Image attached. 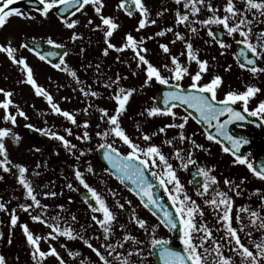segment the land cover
I'll use <instances>...</instances> for the list:
<instances>
[{"label":"snow or ice","instance_id":"snow-or-ice-1","mask_svg":"<svg viewBox=\"0 0 264 264\" xmlns=\"http://www.w3.org/2000/svg\"><path fill=\"white\" fill-rule=\"evenodd\" d=\"M174 2L177 5H182L184 10L177 9L175 13L176 26L183 25L189 32L196 35L199 34L200 28H204L207 30L208 37L211 38V41H205V43L215 42L221 49H227L231 47V44L218 38L217 33L213 30V26L221 27L228 37H232L235 43L242 45L239 55L243 57L244 62L238 60V66L242 70L250 72L254 77L264 73V65L260 64V61L264 60V30L254 32L256 24H264V0H240L243 5L242 8L236 6L235 0H226L221 7H214L211 0H174ZM15 3L16 0H0V28H3L13 16L26 20H35L36 16L32 15V12H35L42 19H47L50 14H54L64 28L71 30L70 39L73 42L82 38L75 31L80 24L79 18H76L77 13L86 16L88 7H91L100 23L95 24L92 18L89 17L85 27H91V30L103 33L104 44L106 45L103 49V55L107 56L109 50H115L118 53H123L126 50L131 51L136 68L140 69L144 66L145 79L141 87L148 86L155 81L171 89L163 93L162 104L164 107H148L141 113V115H146V117H171L174 122L160 127L158 133H165L167 128L183 130L191 118L197 124L207 126L204 130L206 139L220 144L223 152L230 153L233 157V164L245 166L254 177L264 181V162L257 166L248 156H245L241 149L249 143V140L244 136L232 134L228 127L235 122H244L248 117H258L261 121H264V101H261L254 109H249L248 107L250 99L261 91L259 87L247 85L244 91L229 90L224 94L223 99H219L217 90L221 87L223 78L216 74L208 82L201 83L203 75L209 71L208 61L200 59L198 49H195L193 44L186 40L179 31L173 32L172 27L162 29L156 32L155 35L162 37L166 32H173L175 40L171 41V43H175L176 40L184 41L186 51L181 53V55H186L187 61L189 63L195 62L198 68L195 73H190L189 68L182 65L176 56H170L171 67L168 64L162 66L169 72V76H164L161 69L147 59L148 49L143 45L145 39H152L151 36L147 38L142 36L137 39L131 33H126L124 42L119 47L110 42V38L113 36L114 31L119 28V25L113 17L103 15L104 0H30V10L28 12L23 11L20 7L13 6ZM117 8L123 10L128 17H132L134 11L139 14L136 31H140L150 24L154 25L157 23L155 19L150 18V10L143 0H119ZM221 8L222 15L219 14ZM202 10H206L208 15L204 19H199ZM156 15L160 16L162 13L157 12ZM196 25L200 27L198 28ZM237 34L239 39H236ZM45 42L53 48L64 47V45L57 43L51 37ZM39 47L40 45L35 38H33L32 44L22 42L19 48L12 46L11 39H8L5 44H0V53L6 54L9 61L23 73L24 78L19 83L30 85L37 96L44 97L52 113L64 117L72 125H77L76 115L61 109L59 104L54 102L53 96L37 84L32 67L28 64L25 57L19 55V49H26L34 53L41 61H46L49 57H59V63H51L48 60L51 67L68 73L80 84L82 82L78 79L77 73L69 68L65 61V56L68 53L65 52L61 55L55 51H48L46 54H41L37 51ZM159 47L164 53H170L168 44L161 43ZM249 53H251V56H249ZM97 68H99V65H97ZM225 70H230V66ZM133 75H136V73L133 72ZM186 76L190 77L191 80L187 88L182 84ZM120 81L121 77L117 75L114 80L109 79L103 84V87L107 89L114 88L111 99L115 103V108L111 114L106 108L98 109L99 118L107 127L103 131L96 132V136L100 137L102 141L97 147L104 150L103 157L115 170L116 179L122 184L129 181L132 187L128 190L137 196L141 205L159 221V224L152 225L151 231H149L147 221L139 218L134 209L131 210V222L143 229L149 237L146 244L149 249L148 255L158 256L160 264H237V258L238 264H264V235L259 240L252 238L253 231L264 232V215L261 214L260 210H252L246 206L238 208L235 217L232 215L233 199L229 192H234L236 196L241 195V184H243L244 179H241L240 184H236L234 181L225 178L224 184L228 187V191L220 190L217 177L211 174L213 169L199 166L198 162L193 158L191 150L187 152L186 156L182 155L184 150L181 148H176L172 153L179 162V169L187 170L189 165L196 167V176L200 179L190 182L198 185L196 193L198 196H205L209 189H212L214 195L211 199H205L204 203L211 205L214 211L217 212L216 222L223 231V235L217 239L213 236L212 229L203 222L204 213L200 205L187 194L184 184L181 183L179 178L177 167L173 166L169 161V157L162 152L161 147L153 143H148L147 146L141 147L122 127L120 117L127 111V104L136 89L124 88L120 86ZM80 92L85 97H97L99 95L97 91H93L90 88L85 90L84 87L80 88ZM0 95L3 96V100H0V110L3 111V116L0 119L5 124L10 123L12 125V127H0V169L4 173L11 172L12 168L17 169V172L13 173V175L17 183L24 189L25 198L31 201L30 203L19 204V209L28 213L33 222H38L50 229L46 236H41L34 234L27 224L19 225L26 244L30 246V256L35 264H44L48 257H54L58 264H66L64 258L51 243V241H56L60 237H64L67 240H82L84 245L95 253L100 264H115L116 261L119 264H146L147 257L144 249L139 247L145 241L138 240L135 236L126 233L123 235L122 241L118 240L115 244L110 242V237L113 235L114 222L117 220L116 213L109 207L103 195L86 182L80 170L75 171V179L86 190L87 195L84 196V202L88 205L91 212L94 213L91 216V220L102 231L104 243L99 247H95L89 239L84 238L83 235L77 232L72 227V223L77 220L74 215L70 216L72 223H69L68 220H63L59 215L50 219L46 217L48 206L42 204L41 200L37 198L32 182L26 175L28 169L22 164H14L11 161L5 143L7 138L11 139L14 144H19L21 137L13 131V128L17 124V116L24 119L28 117L19 108V105L14 103L12 99L14 93L12 91L0 88ZM238 102L242 105L239 110L234 107ZM184 106H186L185 115L180 116L174 111V109ZM10 108L16 109L15 114L10 111ZM188 109L193 110L196 115L193 114V111H188ZM83 111L85 115L88 114V108ZM225 116L226 118L221 120ZM177 120L180 122L176 123L175 121ZM213 122L215 123L213 124ZM78 126L87 129L89 122L85 120L82 125ZM26 127L31 129L34 126L28 124ZM97 127L99 128L100 126L97 125ZM213 127L216 135L207 130ZM137 128L139 130V126ZM36 131L59 141L69 152L76 148L75 144H72L64 135H60L56 131H51L50 129H36ZM64 131L68 136L72 135L70 128H65ZM155 135H157V132H153L151 136L147 133H141L140 139L150 142L152 136ZM76 139L89 141L91 137L88 131H84L82 136L78 135ZM178 139L181 144L188 141L193 148L208 151L203 145L197 144L190 136H185L183 131L179 132ZM224 141L228 142V146L223 143ZM118 142L127 146L128 151L126 153H122L116 146ZM163 143L171 146L173 145V140L166 139ZM81 155H83V152H81ZM39 167L40 165L37 164V168ZM87 171L92 173L93 169L89 166ZM39 174V172H34V175L38 176ZM0 179H3V177L0 176ZM153 181H157L158 186L167 194L174 212L170 211L162 200L154 194V189L157 185ZM125 186L127 187V185ZM67 187L73 189L72 184H68ZM108 191L114 197L116 196V193L111 189H108ZM256 191L259 193L258 189ZM43 195L45 197H54L57 193L45 192ZM92 201L95 203L93 204ZM261 202V208H264V196H261ZM127 203L131 204V201H127ZM116 206L123 210L125 204L117 200ZM58 207L63 209V205H58ZM33 208L41 209L40 214H32L30 209ZM0 211L9 212L3 202H0ZM95 213H99L101 216L98 217ZM241 213L247 215V223L244 222V217L241 216ZM197 216L201 218L199 222L197 221ZM62 220L63 227L60 223ZM233 220H235L236 227L233 226ZM17 223L18 215L16 214V209H12L10 212V225L11 227H16ZM160 225L169 230L178 229L182 251L170 247L168 239L157 237L156 228ZM120 228L124 229L125 225L120 224ZM241 232L248 238L250 245L242 241L239 234ZM2 236L3 233H0V237ZM42 240L48 242L47 251L42 250L40 247ZM128 241H131L136 247L133 250H128L125 254L120 249H123L124 242ZM11 242V239H8L7 243L11 244ZM60 247L65 248L67 255L73 259L80 255L79 252L68 250L65 244H61ZM225 247L229 250L228 255L224 254L223 249ZM133 256L138 257V261H133L131 259ZM110 257L113 259H110ZM85 259H81L80 264H85ZM0 264H8L3 254H0Z\"/></svg>","mask_w":264,"mask_h":264},{"label":"rangeland","instance_id":"rangeland-1","mask_svg":"<svg viewBox=\"0 0 264 264\" xmlns=\"http://www.w3.org/2000/svg\"><path fill=\"white\" fill-rule=\"evenodd\" d=\"M145 5L150 10V18L157 21L156 24L148 25L146 28L136 31L138 26L139 14L134 12L132 17H128L123 10L117 8L119 0H104V8L102 13L105 16H111L115 19L119 28L114 31L113 36L110 38V42L119 47L124 42V36L126 33H131L134 37L139 39L140 37H149L152 39H145L144 47L148 49L147 59L156 67L161 69L164 76H169V72L162 66L168 64L171 67L170 56H176L182 65L189 68L190 73H195L198 66L195 62L189 63L186 55H181L185 50V42L176 40L175 43L171 41L175 40L173 32L179 31L184 35L186 40H189L195 49H198L199 58L207 60L209 63V71L205 73L201 83H206L210 80L213 75H220L223 78L221 87L217 90L218 98H223L224 94L229 90L244 91L247 85H255L261 89L253 98L250 99L249 103L261 102L264 100V73L253 76L250 72L242 70L236 61L232 42H235L232 37L229 39L231 47L227 49H221L215 42L205 43V41H211V38L207 35V30L200 28L199 34H193L183 26L175 25V13L177 9L184 11L182 5H177L174 0H143ZM226 0H211L214 7H221ZM236 6L242 8L240 0H235ZM20 7L23 11L28 12L30 9L26 6L19 5L18 0L13 5ZM167 9V11H165ZM161 12L162 15L157 16L156 13ZM36 16L35 20H26L20 17L13 16L9 19L7 24L0 28V44H5L8 39H11L12 46L19 48V45L24 42L25 39L35 38L36 41L45 42L49 37L55 40L57 43L64 46L71 47L72 51L65 56V61L69 68L77 73L78 79L82 82L77 83L76 79L68 75L66 72L54 69L51 64L46 61H41L34 53L27 51L26 49H19V55L27 59L28 64L33 69L34 78L38 85L46 89L54 98V102L58 103L60 108L67 110L76 115L77 125H72L64 117L54 114L51 112L50 107L46 99L42 96H37L34 89L26 83H19L23 79V73L13 65L6 54L0 53V88L12 91L14 93L12 99L19 108L23 110L27 119L17 116V124L13 128V131L18 133L21 137L19 144H14L11 139L5 140L6 147L8 149L9 158L14 164H22L27 169L26 175L31 180L32 185L37 194V198L41 200V203L47 205L46 217L51 218L59 215L63 220L70 221V216H76V213L82 216V221L72 223V227L77 232L82 230L80 233L84 238L89 239L90 233L86 232L88 224H95L89 217L87 211H85L86 205L82 203L80 199V192L85 190L79 181L75 179V171L80 170L86 182L98 192H100L105 198L109 207L118 208L116 202L110 197H114L108 189H111L115 193H120L122 190L117 187L115 182L106 175V172L99 166L96 161L95 153L97 148L92 146L94 143L93 135L97 131H103L107 125L100 120L99 108H106L111 114L115 108L114 101H106L105 98H100L102 93L97 96V101H91L88 97H85L81 92L80 88L84 87L85 90L89 89L90 79L88 78L90 71L94 69V65L108 63L105 61L107 56L103 55V49L106 47L104 44L103 33L101 31H93L91 27H85L87 19L90 17L95 24H99L100 20L95 15L91 7L87 9V15H80L77 13V17L80 20V24L77 26L75 31L82 37L81 39L73 42L71 37V30L63 27L58 17L54 14H50L47 19L40 18L35 12L31 13ZM219 14H223L222 8ZM208 13L206 10H202L199 15V19H204ZM172 27L173 32H166L162 37L156 36L155 33ZM196 27H200L196 25ZM214 27V26H213ZM264 30V24H256L254 32ZM236 39H239L238 34ZM255 39V37H253ZM25 43V42H24ZM168 44L170 53L166 54L160 49L159 45ZM117 57L118 52L110 50ZM223 52V54H221ZM131 53L126 50L123 52ZM132 54V53H131ZM214 58V59H213ZM128 63H132L128 61ZM89 65V68H88ZM230 66V70H225ZM142 66L140 70L145 79V74ZM144 81V80H143ZM152 88L150 98H142L138 103L128 102L127 111L120 117L122 127L126 130L127 134L135 141L142 143L145 147L148 143H153L161 147L162 152L169 157V161L174 167H177L178 175L181 183L184 184L185 190L192 199L196 200L197 204L200 205L204 215L203 222L207 224V218L211 220V225L214 226L212 215L209 213V209L213 207L204 203L205 199H211L214 195L212 189L205 196H198L197 190L191 185L188 176H186L191 169L196 168L195 166L189 165L187 170L178 168L179 162L175 159L172 153L176 149L175 137L180 129L178 128H167L165 133H158V129L166 124L173 123L171 117L156 116L146 117L141 115L145 108L156 106L155 94L158 92L157 83L151 82L148 86L143 87V95ZM191 83L190 77L186 76L182 81L184 87H187ZM150 88V89H149ZM112 90V89H110ZM66 98V99H64ZM96 99V97H93ZM0 100H3V96L0 95ZM91 105V107H89ZM88 108V114H84V109ZM10 111L15 114L16 109L10 108ZM180 116L183 111L179 108L175 109ZM3 116V111L0 110V117ZM87 120L89 127L84 129L78 125H82ZM179 123L180 121H175ZM31 124L38 129H50L56 131L60 135H64L66 139L70 140L72 144L76 145V148L72 152L66 150L62 144L52 139V142L45 148L37 150L33 139L28 135V127L26 125ZM103 124L104 127H103ZM97 125L100 127L98 128ZM139 126V130L137 128ZM0 127H12V125L5 124L0 119ZM70 128L72 135L68 136L64 129ZM185 131L187 136H190L197 144H201L208 151L203 149H196L190 144L189 150L193 153V158L198 162L199 166L212 168V175H215L218 180V188L223 191H228V187L224 184L225 178L232 180L234 171L246 169L243 165L233 164V157L228 153L222 151V148L215 142L208 141L204 135L203 130H200V126L191 118L185 125ZM84 131H88L91 139L89 141L77 140L76 137L82 136ZM153 132H157V135L152 136L150 142H145L140 139L141 133H147L152 135ZM166 139L173 140V145H167L163 143ZM123 152H126L121 148ZM83 152V155H81ZM188 151H186L187 154ZM185 154V156H186ZM250 160H253L255 155H251V152L247 154ZM79 157V159H77ZM54 159H60L67 165V170L64 174H60L52 169L51 162ZM37 164L40 165L37 168ZM237 165V167H236ZM93 169L92 173L87 171L88 167ZM242 168V169H241ZM241 169V170H240ZM17 169L12 168L9 173H4L0 169V202L5 203L9 212L0 211V233L3 236L0 237V254H3L8 264H35L30 256V246L26 244L25 237L23 236L22 230L19 227L20 224H27L34 234L46 236L50 231L49 228L44 225L33 222L30 219L28 213H25L19 209L18 205L21 203H30L24 195V189L17 183V180L13 173H16ZM34 172L40 174L34 175ZM68 184H72L73 189L67 187ZM217 187V186H213ZM45 192H56V196L45 197ZM229 194H232L229 192ZM116 197V196H115ZM131 201V206L136 209L138 217L147 221L149 228L152 225H158L156 220L147 213L143 206L133 200L131 197H126L122 200L123 203ZM233 198V197H232ZM235 198V197H234ZM233 200V210L235 208ZM58 205H63V209L59 208ZM12 209H16L18 215V223L16 227L10 225V212ZM32 214H40L41 209L33 208L30 209ZM63 220L60 222L63 227ZM201 218L197 216L199 222ZM78 223H84L83 228ZM118 223V216L116 222ZM113 229L118 230L117 227L113 226ZM114 231V230H113ZM157 237L170 239L168 233L161 227H157ZM95 238V235H94ZM8 239H11V244H8ZM74 241L67 240L64 237H60L56 241H51L57 251L66 261V264H76L74 259L67 255L65 248H61V244H65L68 250L74 251ZM97 240V243L101 245ZM96 247V244L94 243ZM40 247L42 250H48V242L42 240ZM90 250V249H89ZM91 251V250H90ZM83 253L88 255L87 249H84ZM81 254V253H80ZM78 257V256H77ZM44 264H58L54 257H48L44 261Z\"/></svg>","mask_w":264,"mask_h":264},{"label":"flooded vegetation","instance_id":"flooded-vegetation-1","mask_svg":"<svg viewBox=\"0 0 264 264\" xmlns=\"http://www.w3.org/2000/svg\"><path fill=\"white\" fill-rule=\"evenodd\" d=\"M230 37L226 36V38L224 39L225 42H229ZM235 42H232V47H233V51H234V46H235ZM236 49V46H235ZM235 52V51H234ZM132 55L131 53H120L117 55V57H119V59H117L116 55L114 53H112V51L109 50V54L107 55V57L105 58V61H107L108 63H104V64H97L99 65V68H97V65H94V69H92L90 71V74L88 76V78L90 79V86L89 88L93 91H97L98 93H102L103 95L100 96V98H105L107 99L106 101H113L111 99V95L114 92V88L112 90L107 89L105 87H103V84L105 83V81H108L109 79H115L117 75H119L121 77V81H120V86L124 87V88H135L136 91L133 93L132 97L130 98L129 102H134V103H138L140 100H142V98H150L151 97V91L152 88L154 89L155 87V83L152 86H150V90H147V92L145 93V95H143V87H141V85L143 84V74L142 71L138 68H136V63L135 61L132 59ZM128 61L132 62V63H128ZM263 65H264V60L260 61ZM89 68V65H88ZM133 72L136 73V75H133ZM205 76V74L203 75V77ZM126 77V78H125ZM157 87H158V83H157ZM145 88V87H144ZM89 90V89H88ZM159 91V90H158ZM158 92L155 94V100H156V96H157ZM89 100L91 101H97L98 97H96V99H94L93 97H88ZM219 99H223V98H219ZM264 101V100H262ZM260 102H256V103H249L248 107L249 109H254L256 108V106L259 104ZM236 106L238 108L241 109L242 105L240 102H238L236 104ZM179 109H181L183 111L185 115L186 112L178 107ZM177 109V108H176ZM175 110V109H174ZM180 115V114H179ZM181 115V116H182ZM256 120H258L259 122H261L262 127L261 132H258L257 130H254L252 128L249 127H242V128H238V131L240 133L243 134H251V135H256L258 136V138L260 140L264 139V121H261L258 117H254ZM105 124H103L104 127ZM199 125V124H198ZM200 126V125H199ZM186 128H184L183 130H179L176 137H175V141H176V148H181L184 151L182 152V155L186 154V151H189V146L190 144L188 143V141H185L183 144H181L179 142L178 139V134L180 131H183L185 136H187ZM204 129L200 126V130ZM94 138V143H92V146L94 148H97L98 150V144L101 143V139L100 137L96 136V133L93 135ZM141 141V140H140ZM140 141L138 142L141 147H144L142 145V143H140ZM217 144V143H216ZM218 146L221 145L217 144ZM120 151L122 153H126L128 151L127 146L123 145L122 143H117L116 145ZM121 148H123L124 150H126V152H123L121 150ZM262 150V146L259 142H257L255 144V146L250 150L251 155H255L254 159L252 160L254 162V164L256 163V159L258 156V153ZM230 156H232L230 153H228ZM238 165V164H237ZM236 165V167H237ZM242 169V168H241ZM240 169V170H241ZM106 172V171H105ZM234 176H232V181H234L236 184H240L241 179H244L243 184H241V188H242V193L239 196H236L234 194V192H230L232 194H229L230 196H232L234 201V205L235 208L233 210V217H235L236 214V210L242 206H246L249 209L252 210H260L261 214L264 215V208H261V196H264V181L259 180L258 178L254 177L249 171L248 169H243L241 171L236 170L233 172ZM106 175H108L117 185V187L119 189H121L122 191L120 193H116V197H110V199L115 200V202L117 200H119L121 203L123 199H125L126 197H131L133 200L138 201L140 203V201L137 199V197L130 192L126 187H124L120 182H118L114 177H112L109 173L106 172ZM186 176H188V178H190V174L188 173ZM259 190V193H257L256 190ZM235 197V198H234ZM128 198L126 199V203L125 207L123 210H121L120 208H112L113 212L116 213V216H118V223L114 224V227H117L118 230L115 231V229H113V235L110 237V242L114 243L116 241H122V237L124 234H131L133 236L136 237V239L138 240H143L145 241L144 244L139 245V247L144 249L145 252V256L147 257V261L146 264H156L153 255H148L149 249L146 247L147 241L149 239V237L145 234L143 229H140L138 226H136L133 222H131L130 217H131V210H133L134 208L127 203ZM83 204H85L82 201ZM141 204V203H140ZM144 209V208H143ZM135 210L136 215L138 216V213ZM145 211H147L146 209H144ZM85 211H87L89 217L91 218V216L94 214L91 212V210L86 206L85 207ZM148 213V211H147ZM209 213L212 215L213 218V222H214V226L211 225V220L207 218V226L209 228L212 229L213 231V236L217 239H219L222 235H223V231L221 229V226L219 224H217L216 222V215L217 212L214 211V209H209ZM150 214V213H149ZM82 215V214H81ZM76 213V218L78 222L82 221V216ZM95 215H97L98 217L101 216V214H97L95 213ZM241 216L244 217V222L247 223V215L245 213H241ZM157 222V221H156ZM120 224H124L125 228L121 229L120 228ZM79 226H84V223H78ZM233 226L236 227V223L235 220H233ZM74 228H77L76 226H74ZM149 231H151V227L149 228ZM79 232L81 233L82 230H79ZM87 233H90V238H91V243L94 245V243L96 244V247H99L100 245L97 243V240H100L101 242H99L100 244L104 243V239H103V234L102 231L99 229V227L96 224H88V227L86 229ZM168 233V232H167ZM158 234L157 228H156V235ZM242 241L245 244H249L250 245V241L248 240V238L244 235L243 232L239 233ZM95 235V238H94ZM169 235V234H168ZM264 235V232H260V231H253L252 233V238L255 240H259L260 237ZM170 236V235H169ZM98 237V238H97ZM174 240V239H173ZM170 240V241H173ZM174 243H178L176 241H173ZM180 244V243H179ZM136 247V245H134L131 241L128 242H124V248L120 249V251L122 252H126L128 250H133ZM84 249H87L88 255L85 256V254L83 253ZM74 251L81 253L78 257H76L74 259V263L76 264H80V260L81 259H85V264H100L98 258L95 256V253H93L92 251L89 250V248L84 245L83 241L80 239H77L74 241ZM103 251V249H102ZM224 254L228 255L229 254V250L227 247H225L223 249ZM110 259H113L112 257H110ZM133 261H138V257L133 256L131 258ZM115 264H119L118 261L115 262ZM237 264H238V258H237Z\"/></svg>","mask_w":264,"mask_h":264},{"label":"water","instance_id":"water-1","mask_svg":"<svg viewBox=\"0 0 264 264\" xmlns=\"http://www.w3.org/2000/svg\"><path fill=\"white\" fill-rule=\"evenodd\" d=\"M29 3H30V0H20L19 1V4L21 5H25V6H29ZM214 31L217 33V36L218 38H221L224 40L226 34L224 33V31L218 27H215L214 28ZM25 43H28V44H32V40L31 39H26L24 41ZM40 45V47L37 49V51H39L41 54H46L48 51H55V52H58L60 53L61 55H63L65 52H68L70 51L71 49L69 47H63V48H53L52 46L48 45L47 43H44V42H39L37 41ZM242 47V45H239L237 44L236 45V56H237V59L240 61V62H244L243 61V57H241L239 55V51H240V48ZM249 56H251V53H249ZM48 60L51 61V63H59V57H49ZM46 60V61H48ZM171 89H169L167 86L165 85H160L159 84V93H158V96H157V104L159 107H164V105L162 104V98H163V93L165 91H170ZM236 107V106H234ZM184 109L186 108V106L183 107ZM237 108V107H236ZM238 109V108H237ZM239 110V109H238ZM188 111H193L191 109H188ZM193 114H195V112L193 111ZM225 117H222L221 120L225 119ZM250 117L247 118V122L246 124L248 125L250 123ZM215 122H213L214 124ZM242 125L241 122H235L234 124H231L229 125V131L234 134V135H237V136H244L246 137L248 140H249V143L245 146H243V148L241 149L242 153L245 155L246 153V150H248L249 148H251L252 146H254V144L259 141L261 144H262V150L261 152L259 153V156H258V159H257V162L255 163V165H259L261 162H264V140H259L256 136H252V135H243L241 133H239L235 127L237 125ZM205 129L207 128L206 125H203L201 124ZM208 132H211L213 135H216L215 133V129L214 127L213 128H209L207 129ZM29 135L32 137V139L34 140L35 144H36V147L38 149H42V148H45L46 146H48V144L50 143L51 141V138L48 137V136H45L43 135L41 132H38L36 131V129L34 128H31L29 129L28 131ZM226 146H228V142L227 141H224L223 142ZM103 149H100L98 150L96 156H97V159L98 161L102 164V166L107 170L109 171L115 178H116V175H115V170L112 169L111 165L108 164V162L104 159L103 157ZM52 168L60 173H63L66 169V165L64 162H62L61 160L59 159H55L52 161V164H51ZM151 179V177H149ZM200 178L196 176V170H193L191 172V181H194V180H199ZM153 183H155L157 186L155 187L154 189V194L159 197L162 202L169 208L170 211H173L174 212V209L171 208V202L168 200L167 198V195L164 194V191L162 188H160L158 186V182L157 181H153ZM123 185H127V188H130L132 187L131 183L129 181H126ZM192 185L195 187V188H198V185L195 184V183H192ZM87 195L86 191L82 192L81 193V196L82 198L84 199V196ZM89 199H91L89 197ZM92 203L94 204L95 202L92 201ZM171 235L174 237V238H179V231L178 229L176 230H169L167 229ZM170 247H172L173 249L175 250H178V251H182V248L181 247H178L174 244H169ZM154 258H155V261L157 264H160V261H159V258L158 256L156 255H153Z\"/></svg>","mask_w":264,"mask_h":264}]
</instances>
